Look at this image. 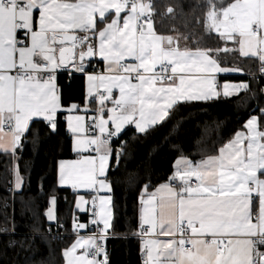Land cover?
I'll list each match as a JSON object with an SVG mask.
<instances>
[{"label": "snow or ice", "instance_id": "snow-or-ice-1", "mask_svg": "<svg viewBox=\"0 0 264 264\" xmlns=\"http://www.w3.org/2000/svg\"><path fill=\"white\" fill-rule=\"evenodd\" d=\"M165 19L191 26L183 46L157 29ZM241 60L256 71L240 67ZM233 75L243 79L232 82ZM62 80L81 82L79 101L66 96ZM261 83L264 0H0V236L8 238L0 264H58L51 242L67 239V228L57 189L75 196L63 264H111L113 177L132 143L165 127L184 105L242 93L255 106L214 152L192 159L172 145L177 155L165 180L140 184L133 231L143 264H264ZM41 126L57 136L63 128L72 154L54 162L47 192L49 174L37 180L43 209L38 197L25 198L31 176L24 160L27 143L40 142ZM179 127L177 121L165 138ZM128 176L130 185L139 181L137 173ZM22 226L27 232L19 235ZM41 242L47 255L36 259Z\"/></svg>", "mask_w": 264, "mask_h": 264}, {"label": "trees", "instance_id": "trees-1", "mask_svg": "<svg viewBox=\"0 0 264 264\" xmlns=\"http://www.w3.org/2000/svg\"><path fill=\"white\" fill-rule=\"evenodd\" d=\"M160 2V0H158ZM201 3L203 0H194ZM161 24L164 25L161 28ZM158 30L173 34L182 39L183 35H187L191 26L186 28L183 21H157ZM175 31H172V30ZM199 31V29H191ZM205 40L206 36L203 37ZM184 41V40H183ZM191 47L195 40L187 42ZM209 43H213L209 41ZM240 67L246 71L254 73L257 65L255 63H245L243 60L239 63ZM232 82H239L243 77H229ZM224 80V79H223ZM65 85L66 96L73 97L79 101L81 95V82L68 80L61 81ZM264 87V83L259 85ZM241 97H234L230 101H221L213 104H188L180 107L165 127L159 131L152 133L146 139H139L132 143L129 151L132 155L126 159L116 175L113 177L117 181L115 185V202H116V220H115V236L108 240L107 246L110 250L111 264H143V256L141 253V240L134 235V229L137 224V206L136 200L139 192L140 184L150 182L157 184L163 182L171 171L173 159L176 157V151L171 147L179 144L185 150V153L191 154L192 159H199L205 153H212L221 141L229 138L235 130L239 129L242 123L247 119L251 107L255 106L251 102L244 103ZM180 122L178 131L174 130L171 137L166 139V134L172 129L173 125ZM40 142L35 146L33 143H27L24 150V160L28 162V173L31 176V186L26 189L25 198L29 195L38 197L37 203L43 209L46 205L47 198L37 192V180L42 173L49 174V179L45 183V192L52 187V166L54 162L61 158H72L69 151L70 137L62 128L60 135L47 134L46 130L40 127ZM132 134L129 133V136ZM31 139V138H30ZM5 157L0 156V175L3 174V165ZM23 167V165H22ZM137 173L139 181L135 184H129L128 173ZM0 189V196H3ZM58 197V212L61 222L70 231L71 218L74 205V195L68 190H56ZM67 198L65 202L64 198ZM19 208V204H17ZM82 220H86L85 215H81ZM21 225L29 223L25 218L23 221L17 217ZM4 225L3 216L0 215V226ZM53 229V233H55ZM27 229L20 227L19 235L26 234ZM72 237L63 240H53L51 246L56 249V258L58 264H63L60 258V249L67 245ZM7 237L0 236V250H3L7 243ZM40 251L37 253L36 259L41 254L47 255V245L44 242L39 243ZM9 255L11 253L9 252Z\"/></svg>", "mask_w": 264, "mask_h": 264}, {"label": "built area", "instance_id": "built-area-1", "mask_svg": "<svg viewBox=\"0 0 264 264\" xmlns=\"http://www.w3.org/2000/svg\"><path fill=\"white\" fill-rule=\"evenodd\" d=\"M80 218H81V217H80ZM81 220H82V219H81ZM63 236H64V237H72V236H73V233H72V231H71V226H70V231H69V232H68V231L64 232V233H63ZM137 238L140 239L139 236H137ZM107 249H108V253H109V255H110V250H109L108 246H107Z\"/></svg>", "mask_w": 264, "mask_h": 264}, {"label": "crops", "instance_id": "crops-1", "mask_svg": "<svg viewBox=\"0 0 264 264\" xmlns=\"http://www.w3.org/2000/svg\"><path fill=\"white\" fill-rule=\"evenodd\" d=\"M184 43H185V41H183V40H181V45L183 46L184 45ZM230 77H241V76H236V75H233V76H230ZM229 78V77H228ZM220 79H221V81H223V79H225V77L224 76H221L220 77ZM70 193H72L71 192V190H68ZM73 194V193H72ZM74 195V194H73ZM74 201H75V196H74Z\"/></svg>", "mask_w": 264, "mask_h": 264}]
</instances>
